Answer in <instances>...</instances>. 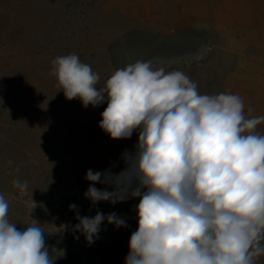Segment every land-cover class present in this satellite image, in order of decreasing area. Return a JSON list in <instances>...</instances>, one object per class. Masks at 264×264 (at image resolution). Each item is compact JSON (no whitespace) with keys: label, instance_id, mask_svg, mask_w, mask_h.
Here are the masks:
<instances>
[{"label":"rangeland","instance_id":"1","mask_svg":"<svg viewBox=\"0 0 264 264\" xmlns=\"http://www.w3.org/2000/svg\"><path fill=\"white\" fill-rule=\"evenodd\" d=\"M72 53L99 73L98 88L117 69L151 61L153 69L184 72L201 94H238L246 118L264 116V0H0V193L9 202L7 218L18 229L39 222L55 264H124L139 199L93 206L83 196L84 177L88 169L119 172L121 153L134 149L138 133L113 140L98 126L106 103L85 108L65 98L51 61ZM256 131L264 135V121ZM15 179L27 182V197ZM67 198L81 216L115 212L127 227L105 222L89 245L69 229L78 221L62 207Z\"/></svg>","mask_w":264,"mask_h":264},{"label":"clouds","instance_id":"2","mask_svg":"<svg viewBox=\"0 0 264 264\" xmlns=\"http://www.w3.org/2000/svg\"><path fill=\"white\" fill-rule=\"evenodd\" d=\"M51 65L66 99L85 108L107 104L98 126L111 139L138 133L134 149L121 153L119 172L88 169L84 177L83 196L93 206L139 199L124 264H257L264 256V135L256 129L264 116L246 118L238 94H201L184 72L153 69L151 61L117 69L102 88L99 73L75 53ZM13 186L27 197L26 181ZM69 210L89 245L105 222L127 227L115 212L81 216L75 203ZM8 211L0 193V264H55L40 223L18 229Z\"/></svg>","mask_w":264,"mask_h":264},{"label":"water","instance_id":"3","mask_svg":"<svg viewBox=\"0 0 264 264\" xmlns=\"http://www.w3.org/2000/svg\"><path fill=\"white\" fill-rule=\"evenodd\" d=\"M72 203H73V198H67V199L65 200V205H62V207H63V208H67V207H69V205L72 204Z\"/></svg>","mask_w":264,"mask_h":264},{"label":"built area","instance_id":"4","mask_svg":"<svg viewBox=\"0 0 264 264\" xmlns=\"http://www.w3.org/2000/svg\"><path fill=\"white\" fill-rule=\"evenodd\" d=\"M73 226H74V225H71V226H70V228H69L71 232H73V231H74V228H73Z\"/></svg>","mask_w":264,"mask_h":264}]
</instances>
